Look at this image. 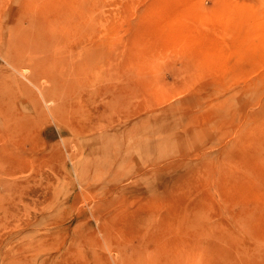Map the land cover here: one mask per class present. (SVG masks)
I'll return each mask as SVG.
<instances>
[{
    "label": "rangeland",
    "instance_id": "1",
    "mask_svg": "<svg viewBox=\"0 0 264 264\" xmlns=\"http://www.w3.org/2000/svg\"><path fill=\"white\" fill-rule=\"evenodd\" d=\"M0 264H264V0H0Z\"/></svg>",
    "mask_w": 264,
    "mask_h": 264
},
{
    "label": "bare ground",
    "instance_id": "2",
    "mask_svg": "<svg viewBox=\"0 0 264 264\" xmlns=\"http://www.w3.org/2000/svg\"><path fill=\"white\" fill-rule=\"evenodd\" d=\"M37 70H38V69H37ZM37 82H38V81H37ZM37 82H36V83H37ZM37 86H38V84H37ZM39 92H40V91H39ZM41 93L43 94V93H45V91L43 90V91H41Z\"/></svg>",
    "mask_w": 264,
    "mask_h": 264
}]
</instances>
